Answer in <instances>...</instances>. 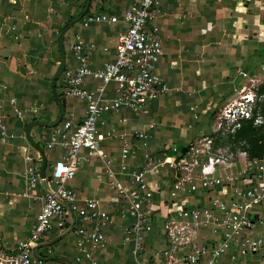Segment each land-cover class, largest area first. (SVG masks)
I'll use <instances>...</instances> for the list:
<instances>
[{"label": "crops", "instance_id": "crops-1", "mask_svg": "<svg viewBox=\"0 0 264 264\" xmlns=\"http://www.w3.org/2000/svg\"><path fill=\"white\" fill-rule=\"evenodd\" d=\"M138 0H0V116L15 136L3 143L0 139V249L10 252L29 237L38 222L44 197L50 193L43 184V155L47 160L46 178L55 193L52 172L64 156L61 145L47 146L51 129L62 123L70 113L76 122L87 115V102L67 97L64 73L77 66L74 54L77 38L85 42L89 65L102 68L117 58L119 35L126 32L129 22L126 12ZM116 16L117 22L92 23L84 26L87 14ZM159 27L164 52L157 64V73L168 83L170 91L148 101L149 112L137 113L128 106L118 112L106 111L98 128L103 135L102 147L112 160L115 177L128 187L135 183L131 175L120 172L125 134L137 148L135 157L126 163L129 169L144 165L146 152L162 153L178 148L184 152L200 135H210L215 126L211 115L238 97L236 89L248 84L242 72L255 73L250 60L261 59L264 47V0H160L159 12L147 22L146 28ZM263 67V65L261 66ZM89 90L97 89L102 81L93 75L84 79ZM116 83L106 86L105 98H113ZM16 99L13 103L12 99ZM18 108L23 112L20 116ZM154 124L150 129L149 124ZM141 130L149 132V146L136 137ZM113 132L112 136L108 133ZM31 153L37 163L40 184L32 196H24L26 183L25 156ZM83 156L90 161L80 165L76 175L67 182L80 205L88 199H98L111 220L103 230L108 239L105 247L94 253L98 264H188L186 253L193 245L212 246L217 240L210 227L198 229L191 245L173 250L171 238L162 226L167 216L180 219L179 207L211 206L213 199L230 202L236 186L247 187L257 181L253 175L239 182L210 188L200 187L191 194L173 199L170 190L179 171L158 167L146 175L154 190L153 204L143 209L154 211L153 229L146 236L143 255L135 253L133 239L127 238L126 228L133 218H122L120 209L126 201L120 197L106 174L104 160L85 149ZM241 164L222 166L218 172L238 173ZM69 216L63 229H56L33 247V264H82L74 230L65 233L72 223ZM264 215V206L256 207L251 216ZM191 222V220H187ZM255 235L264 236V227ZM58 239V240H57ZM170 251L165 256L163 251ZM161 251V254H157ZM238 254L236 261L231 255ZM228 264H264V247L256 253L239 255L236 249L224 256Z\"/></svg>", "mask_w": 264, "mask_h": 264}, {"label": "built area", "instance_id": "built-area-1", "mask_svg": "<svg viewBox=\"0 0 264 264\" xmlns=\"http://www.w3.org/2000/svg\"><path fill=\"white\" fill-rule=\"evenodd\" d=\"M159 4L160 0H138L132 5L126 12L128 29L119 35L117 58L100 69L93 70L90 67V57L84 50L85 42L81 37L77 38L74 54L78 64L64 73L67 85L65 95L84 99L87 102V115L82 121L76 122L74 114L70 113L67 119L51 129L47 146L52 148L59 144L64 149L63 158L55 163L52 172L55 194L45 195L38 222L31 229L28 239L20 241L10 252L0 249V264H33V247L48 234L66 226L69 212L60 198L77 214L78 225L74 234L79 261L86 258L89 262L82 264H98L94 253L107 244L108 239L103 228L111 220L110 213L102 208L98 199H88L84 205H80L75 191L67 186L80 165L90 161L89 156L82 155V150L85 149L91 155H98L104 160L106 174L112 178L111 184L127 203L119 213L122 218L134 219L132 225L126 228V236L133 239L137 255L145 253L146 236L153 229L154 211L152 208L143 209L144 204L154 202V190L146 175L158 167H168L180 173L170 190L173 199L194 193L200 187L225 186L250 175L257 178V181L247 187L236 186L230 202L216 198L207 208L180 206V219L171 215L165 217L162 226L172 240L173 250L183 245H191L198 229L202 227H210L217 235V240L210 247L193 245L184 257L186 263L228 264L224 256L229 250L236 249L239 255L245 256L264 247V236L255 235L259 227H264V215L257 219L251 216L254 208L264 206V157L254 158L245 149L216 147L212 135L202 134L184 152L176 147L171 152H146L143 167L130 170L126 161L136 156L137 148L123 134L120 135L123 142L120 172L131 175L135 183L134 187H128L115 177L112 160L102 147L104 137L99 131L98 121L104 112H118L121 107L128 106L137 113L147 114L148 101L162 97L170 91V86L156 70L164 52L160 29L157 26L151 30L146 28L147 22L159 12ZM117 21L116 16L104 13L87 14L83 24L89 26L92 23ZM88 75L100 79L102 84L95 90H89L84 82ZM242 76L248 79V84L236 89L238 97L218 114L215 125L220 131L235 132L241 127L243 120L254 117L258 101L264 99V95L259 96L257 93L264 78L248 72H242ZM112 81L116 83V94L113 98H105L106 86ZM12 102L15 103L16 99H12ZM16 111L23 116L18 108ZM262 122V117L258 116L255 123ZM154 126L153 123L149 124L150 129ZM112 134L113 132L108 133L109 136ZM14 136L0 116L1 141L6 143ZM136 137L144 147L149 146L148 131H138ZM25 160L26 191L23 195L30 197L40 184V174L36 159L31 153L26 154ZM237 164H241L238 173L218 172L222 166L232 167ZM156 253L161 254V251ZM163 254L168 256L170 251L165 250ZM237 258L238 254L231 255L232 261Z\"/></svg>", "mask_w": 264, "mask_h": 264}, {"label": "trees", "instance_id": "trees-1", "mask_svg": "<svg viewBox=\"0 0 264 264\" xmlns=\"http://www.w3.org/2000/svg\"><path fill=\"white\" fill-rule=\"evenodd\" d=\"M258 95H264V83L257 91ZM261 116L263 122L256 124L255 121ZM216 115H211L215 119ZM214 137L215 145L230 146L233 150L245 149L254 158L264 157V99L259 100L257 108L254 111V117L249 120H243L241 127L235 132L220 131L217 135L210 134Z\"/></svg>", "mask_w": 264, "mask_h": 264}, {"label": "water", "instance_id": "water-1", "mask_svg": "<svg viewBox=\"0 0 264 264\" xmlns=\"http://www.w3.org/2000/svg\"><path fill=\"white\" fill-rule=\"evenodd\" d=\"M59 123L55 124V125H58ZM41 152H42V155H43V159H44V163H43V167H42V178H43V184L46 188L47 191H49L50 193H53L55 194L52 189L50 188L49 186V182H48V179L46 178V166H47V160H46V157H45V154L44 152L42 151V149H40ZM60 198V197H59ZM65 206L66 208L71 212V215H72V223L71 225L69 226L68 230L63 233L62 235H60V237H58V239L62 238L63 236L65 235H68L74 228V225H75V222H76V214L75 212L71 209L70 205L64 201L62 198L59 199ZM57 239V240H58ZM34 251V250H33Z\"/></svg>", "mask_w": 264, "mask_h": 264}, {"label": "rangeland", "instance_id": "rangeland-1", "mask_svg": "<svg viewBox=\"0 0 264 264\" xmlns=\"http://www.w3.org/2000/svg\"><path fill=\"white\" fill-rule=\"evenodd\" d=\"M260 51H261V54L264 56V47H261ZM263 58H264V57H263ZM260 62H262V60L259 59V58H257V60H253V59H251V60H250V64H249L250 66H249V67H250L251 69H257L255 73H256V74H259V75L261 76V78H264V64H262L263 67H261V66H262V65H261V66L258 68V65L260 64ZM219 114H220V113H219ZM217 117H218V115L216 116L215 121H217ZM213 132H214V133H213L214 136L217 135V134L220 132V130L217 129V126H216V125L214 126ZM222 132H223V131H222Z\"/></svg>", "mask_w": 264, "mask_h": 264}]
</instances>
